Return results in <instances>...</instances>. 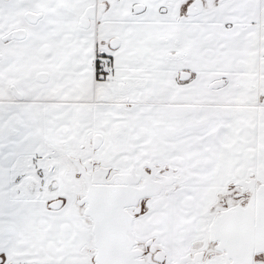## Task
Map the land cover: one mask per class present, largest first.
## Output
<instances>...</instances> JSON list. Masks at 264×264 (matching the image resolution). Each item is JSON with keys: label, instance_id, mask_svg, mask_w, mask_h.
<instances>
[{"label": "snow or ice", "instance_id": "1", "mask_svg": "<svg viewBox=\"0 0 264 264\" xmlns=\"http://www.w3.org/2000/svg\"><path fill=\"white\" fill-rule=\"evenodd\" d=\"M0 264H264V0H0Z\"/></svg>", "mask_w": 264, "mask_h": 264}]
</instances>
